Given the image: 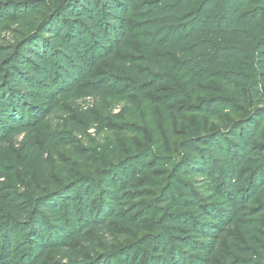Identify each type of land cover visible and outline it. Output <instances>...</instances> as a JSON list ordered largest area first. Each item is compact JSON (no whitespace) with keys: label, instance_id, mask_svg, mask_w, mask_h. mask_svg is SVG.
Returning a JSON list of instances; mask_svg holds the SVG:
<instances>
[{"label":"trees","instance_id":"16d2710c","mask_svg":"<svg viewBox=\"0 0 264 264\" xmlns=\"http://www.w3.org/2000/svg\"><path fill=\"white\" fill-rule=\"evenodd\" d=\"M51 3L39 16L42 0H0V31L13 37L0 47V154L19 136L34 142L64 99L137 95L198 117L234 96L253 109L223 129L191 126L174 161L146 151L98 181L40 191L27 169L30 200L8 183L13 167H0V264H42L112 221L131 241L80 264H264V0ZM163 85L148 102L146 92ZM200 91L220 99L197 101ZM31 145L44 182L42 152Z\"/></svg>","mask_w":264,"mask_h":264},{"label":"rangeland","instance_id":"374dc122","mask_svg":"<svg viewBox=\"0 0 264 264\" xmlns=\"http://www.w3.org/2000/svg\"><path fill=\"white\" fill-rule=\"evenodd\" d=\"M42 2L43 7L37 12L39 16L47 12L46 6L51 3L50 0ZM60 2L61 0H52L51 4L55 6ZM133 21L129 18V30L137 33ZM12 42L11 31H0L1 49H5ZM133 45L136 46V43ZM177 82L180 84V81ZM166 91L168 89L163 85L146 92L145 95L149 102ZM217 97L219 98L214 92L202 91L195 96L197 101ZM222 97L223 101H220H225V104H217L222 109L220 113L198 117L194 114L176 116L159 105L142 102L137 95L116 102L105 95L64 99L58 110L45 121L44 130H35L32 136L38 150L42 152L40 162L47 175L44 182L37 175L39 152L31 149V144L35 146V143H30L29 137L26 139L19 136L16 141L7 145L10 154H0V167H13L14 180L8 179V183L15 181L17 192L30 200L34 193L26 176L27 169L33 178L32 185L40 191L61 185H73L86 177H94L98 181L114 165L131 160L146 151L150 155H166L174 161L180 152V141L191 126H200L202 131L208 132L223 129L253 109L238 103L234 96ZM188 98L187 93L181 101L187 103ZM257 108L264 109V103ZM44 135L48 138L47 144L42 140ZM120 227V221H112L106 230L87 229L83 236L71 238L66 250L50 252L41 260L42 264H53L55 261L80 264L102 253L112 254L131 241V237L119 233ZM135 235L133 233L132 237Z\"/></svg>","mask_w":264,"mask_h":264}]
</instances>
